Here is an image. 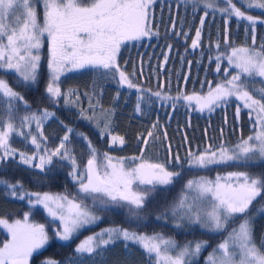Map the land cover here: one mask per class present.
Masks as SVG:
<instances>
[{
  "label": "snow or ice",
  "instance_id": "obj_1",
  "mask_svg": "<svg viewBox=\"0 0 264 264\" xmlns=\"http://www.w3.org/2000/svg\"><path fill=\"white\" fill-rule=\"evenodd\" d=\"M40 2L0 0V70L15 74L21 86L35 85L41 62L42 37L46 34L49 82L45 92L52 105H58L62 98L65 107L71 110L79 100V94L74 89L62 91L61 76L69 71L92 68L112 74L113 79L118 74L119 85L136 88L141 93L136 104V111L140 112L139 101L143 99L145 91L151 90L141 89L132 82L117 64V54L125 41L156 35L149 20V9L154 0H42L43 23L37 14ZM188 3L202 5L206 9L200 17L201 25L205 22L208 9L222 12L226 17L247 21L253 33V43L257 23H264L260 17L246 14L247 9L251 8L264 10V0H239L245 10L237 7L234 0H224L223 7H218L216 0H188ZM200 37L201 28L198 27L192 39V48L200 46ZM225 44H228L227 28ZM227 61L236 70L235 74L217 83L215 87L208 82L209 91L206 95L178 94L173 98L159 91L151 95L165 101L173 100V106L181 98L189 102L195 100L200 111H211L213 107L227 104L230 98H235L239 102L236 120L239 121L242 108L247 109L252 122V135L247 138L241 136L232 146L221 141L215 148L209 144L203 151L189 150L184 158L179 154L172 157L169 147L170 159L166 163H153L143 159L149 139L153 136L152 131H149L147 137L138 136V139L144 141L145 147L140 149V156L131 158L101 154L87 136L78 133V138L86 143L90 153L83 170L72 154L73 150L67 146L70 134L74 131L67 125H64L67 128L65 135L54 150L42 148V141L47 140L43 136V124L55 118V112L47 109L27 112L20 119V129L16 128L13 121L17 106L23 105L25 109H30V105L21 93L13 90L6 80L0 79V103H7V118L5 120L0 117V164L17 155V150L10 146V136L13 133L24 136L23 128L34 124L38 135H31V144L37 151L31 155L19 152L20 163L44 172L54 158L58 157L61 162L67 160L72 169L68 175L78 185L76 193L69 196L31 192L19 180L11 182L0 178V186L5 193L20 201H27L29 207L22 219L9 222L0 218V226L7 230L10 237L0 246V264H29L30 258L45 250L53 238L66 245L81 230L102 221L103 217L95 214V209L112 211L126 207L127 223H135L137 227L147 226L148 217L141 215L147 202L155 192L167 191L183 175L185 163L189 170L209 169L216 165L249 168L264 164V88L258 93L250 90L251 83L257 78L264 83V46L261 50L247 46L233 47L227 54ZM219 70L220 64L217 63ZM223 71L227 74L229 69L224 68ZM95 107L89 104V108L93 109L92 115H87L86 110L81 108L80 118L94 121L98 128L103 123L100 136L107 135L110 143L123 145L124 137L111 135V118L107 112L102 114L104 119H101L97 117ZM60 123L63 125V121ZM126 159L133 161L135 167L126 168ZM169 165L177 170H169ZM261 197H264V171L229 172L226 175L218 174L214 180L203 176L194 177L185 182L179 198L157 214L153 222L167 221L171 217L175 221L174 227L180 229L183 227L181 221L186 220L190 227L199 225L201 230L215 235L228 231L230 223L243 217L239 225L228 231L224 240L213 248L205 264H264V243L257 247L254 242V222L258 216L264 215V205L257 210L256 216H249L251 206ZM88 199L92 201L91 204L85 203ZM37 209H42L51 218L50 223L55 225L54 237L49 236L45 224L31 222V213ZM117 242H122L126 251L130 245L138 247L149 264H193L194 258L207 246V241L203 240L187 241L181 246L163 233L154 232L149 235L117 225L103 228L81 240L68 258V264H76L77 261L84 264L89 259L95 264V259L98 256L104 259V253ZM177 249L179 251L175 256L170 254ZM41 264L60 262L46 258Z\"/></svg>",
  "mask_w": 264,
  "mask_h": 264
},
{
  "label": "trees",
  "instance_id": "obj_2",
  "mask_svg": "<svg viewBox=\"0 0 264 264\" xmlns=\"http://www.w3.org/2000/svg\"><path fill=\"white\" fill-rule=\"evenodd\" d=\"M235 3L239 4L237 0ZM42 5L41 2L37 7L39 17ZM205 11L202 5L189 4L185 1L157 0L149 9L151 28L156 35L125 41L122 44L117 54V64L120 69L128 74L132 82L141 89L151 90V92L143 93V99L139 101L140 112L136 111V104L141 93L136 88L119 85L117 83L118 74L113 79L112 74H105L104 70L97 71L92 68L69 71L61 76L62 91L74 89L79 94V100L74 107H71V110L65 107L62 98L58 105H52L45 92L49 82L46 50L40 53L39 75L35 85L21 86L15 74L11 71L0 70V79L6 80L13 90L21 93L30 105V109H25L23 105L17 106L13 121L16 128L20 129V119L27 112L37 109L55 112V118H50L43 124V136L47 140L42 141V148L46 147L48 151L54 150L65 135L67 128L64 125H67L68 128L74 130L70 134V143L67 146L73 150L72 154L75 155L81 170L84 169L90 153L86 143L78 138V133L87 136L101 154L107 153L116 158H131L140 156V149L145 147L144 141L138 139V136L147 137L149 131H152L153 136L149 139L143 159L153 163H166L170 159L169 147L172 157L179 154L181 158H184L189 150L203 151L209 144L215 148L220 145L221 141L232 146L239 141L241 136L247 138L252 135V122L247 109L242 108L240 119L236 120V108L239 102L235 99L231 98L227 104L221 103L213 107L211 111L208 109L200 111L194 103L182 98L176 100L173 106V100L165 101L151 95L157 91L173 98L178 94L206 95L209 91L208 82L215 87L217 83L230 78L236 71L225 59L217 60L218 56L230 52L233 47L247 46L261 50L264 46V23H257L253 43V33L247 21L226 17L224 14L208 9L205 22L201 25L200 17L205 14ZM252 12L264 20V11L252 10ZM226 19L228 20L227 25L225 24ZM198 27L201 28L200 46L194 49L191 44ZM226 28L227 45L225 44ZM183 33L188 35L185 36ZM165 54H167V59H165ZM217 63L220 64L219 71H217ZM224 68L229 69L227 74L223 71ZM133 72L135 75H132ZM261 88H264V83H261L259 78L250 85V90H256L257 93ZM72 99L75 100L76 97L73 96ZM98 101L99 104H97ZM90 103L96 105L94 111L97 117L104 119L102 114L107 112L111 118L110 132L124 137L123 145L111 146L109 136H100L103 123L98 128L94 121L89 122L80 118L81 108L86 110L87 115H92L93 109L89 108ZM6 108V101L0 103V117H4L5 120L7 118ZM225 117H227V123H225ZM60 121H63V125ZM23 132L26 135L13 133L10 136V146L18 152L31 155L37 151L31 144V135L37 134L35 125L23 128ZM165 133H167L166 139ZM125 167L133 168L135 163L126 159ZM232 169L255 173L264 171V164L249 168L236 165H216L210 166L209 169L189 170L185 163L183 175L167 191L155 192L147 202L141 213L142 216L148 217L147 226L137 227L135 223H127L126 207L112 211L95 209V214L103 217L102 221L97 222L95 226L81 230L66 245L53 238L45 250H41L39 254H34L30 258L29 264H41V261L46 258L57 260L60 264H68V258L73 254V250L82 237L117 225L149 235L154 232L163 233L166 237L175 239L178 244H184L187 241H207L206 248L202 250L197 259L193 260V264H205L204 258L208 251L221 242L228 231L215 235L208 234L201 230L199 225L190 227L189 224H182V228L176 229L175 221L171 217L159 223L153 221L157 214L179 198L188 179L201 176L213 178L217 173ZM71 170L69 161L61 162L58 157L54 158L51 165L46 166L44 172L23 165L17 157H14L0 164V178L11 182L19 180L25 189L31 192L72 196L76 193L78 185L74 184L68 175ZM169 170L176 171L177 169L169 165ZM85 203L91 204L92 201L88 199ZM263 204L264 197L255 201L251 206L249 216L255 214ZM28 211L27 201L8 196L0 186V218L12 221L22 218ZM242 219L243 217H240L230 223L228 230ZM30 220L34 223L45 224L49 236L54 237L55 225L50 223L51 218L47 217L42 209L34 210ZM7 238L8 236L0 226V246ZM254 242L257 247L264 243V215L255 219ZM76 264H79V261ZM84 264H93V261L85 260ZM95 264H149V262L138 247L130 245L126 251L124 244L117 242L104 253V259L98 256Z\"/></svg>",
  "mask_w": 264,
  "mask_h": 264
},
{
  "label": "rangeland",
  "instance_id": "obj_3",
  "mask_svg": "<svg viewBox=\"0 0 264 264\" xmlns=\"http://www.w3.org/2000/svg\"><path fill=\"white\" fill-rule=\"evenodd\" d=\"M155 1H157V0H154V2ZM179 1H185V2H188V0H179ZM238 1V3H239V0H237ZM41 2H42V0H41ZM41 2H40V4H41ZM153 2V3H154ZM216 2H217V5H218V7H223L224 6V0H216ZM234 2H235V0H234ZM236 5H237V7H241V4L239 3V4H237L236 3ZM151 7V6H150ZM211 10V9H210ZM241 10H245L243 7H241ZM252 10H258V11H264V10H260V9H255V8H251V9H247V11H246V14L247 15H252V16H257V17H260V16H258V15H256L255 13H253L252 12ZM218 13H221V14H224V13H222V12H219V11H217ZM39 17V16H38ZM261 18V17H260ZM39 19H40V22L41 23H43V5L41 6V8H40V17H39ZM42 40H43V43H42V47H41V49H40V53H42L44 50H46V53L48 54V43H47V35L45 34L44 35V37H42ZM238 48V47H237ZM231 52V51H230ZM230 52H228V53H224V54H221L219 57L220 58H222V59H225L226 61H227V54H229ZM228 62V61H227ZM231 99V98H230ZM229 99V100H230ZM232 99H235V98H232ZM191 103H194L195 105H196V107L198 108V106H197V103H196V101L195 100H193V101H191ZM111 135L112 136H118V135H116V134H113V133H111ZM109 141H110V137H109ZM110 145L111 146H121L118 142L117 143H115V144H112V143H110ZM19 152L17 151V155L15 156V157H17V159H19L20 160V158H19V154H18ZM37 162H39V160L37 159ZM236 171H245V170H227V171H225V172H222V173H217L213 178H209V179H215L216 178V176L219 174V175H226L227 173H229V172H236ZM208 178V177H207ZM52 194V193H51ZM264 205V204H263ZM262 206V205H261ZM260 206V207H261ZM259 207V208H260ZM258 208V209H259ZM257 209V210H258ZM257 215V211H256V213L255 214H253L252 216H256ZM24 216V215H23ZM23 218V217H22ZM22 218H17V219H22ZM16 220V219H15ZM9 221V220H8ZM13 221V220H12ZM12 221H9V222H12ZM181 223L182 224H188V222L185 220V221H181ZM240 223V222H239ZM239 223H237V224H235L234 226H232L228 231H231V229L233 228V227H236V226H238L239 225ZM52 224V223H51ZM53 225V224H52ZM1 228L3 229V231L6 233V235L8 236V234H7V230L6 229H4L3 228V226H1ZM93 233H95V232H93ZM93 233H91V234H93ZM91 234H89V235H91ZM88 234H86L84 237H82L79 241H78V243L77 244H79L80 243V241L81 240H83L85 237H87V236H89ZM228 235V232H227V234L225 235V237ZM224 237V238H225ZM10 237L8 236V238H7V240L9 239ZM224 240V239H223ZM222 240V241H223ZM220 243V242H219ZM179 245H181V246H183V244H179ZM217 246V245H216ZM216 246H214V248L216 247ZM212 250L213 249H211L210 251H208V253L206 254V256H205V260H206V258L208 257V255H209V253H211L212 252ZM177 251H179V249H177L176 251H173V252H171L170 254L171 255H173V256H175L176 255V252ZM198 257H196V258H194V259H197ZM237 259H238V257H237Z\"/></svg>",
  "mask_w": 264,
  "mask_h": 264
}]
</instances>
